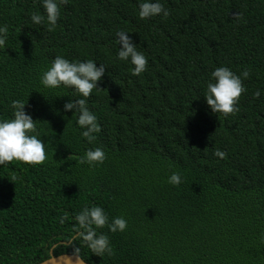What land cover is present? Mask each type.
I'll return each instance as SVG.
<instances>
[{"label": "trees", "instance_id": "trees-1", "mask_svg": "<svg viewBox=\"0 0 264 264\" xmlns=\"http://www.w3.org/2000/svg\"><path fill=\"white\" fill-rule=\"evenodd\" d=\"M139 2L68 0L48 31L30 20L44 14L40 0H0V120L12 118L13 100L26 103L46 156L0 166V264H38L54 245L55 256L79 248L90 264H264V0H160L169 15L143 20ZM120 31L147 59L139 75L117 59ZM56 56L105 66L86 100L95 140L63 111L78 94L40 83ZM220 66L249 71L228 116L204 99ZM96 147L103 164H80ZM92 205L127 221L123 232L98 230L111 255L92 254L74 231Z\"/></svg>", "mask_w": 264, "mask_h": 264}, {"label": "clouds", "instance_id": "clouds-1", "mask_svg": "<svg viewBox=\"0 0 264 264\" xmlns=\"http://www.w3.org/2000/svg\"><path fill=\"white\" fill-rule=\"evenodd\" d=\"M68 0H40L44 14L32 13L30 20L35 25L46 22L47 30L52 31L59 18V6L67 4ZM169 11L160 0H140L138 16L140 19H149L155 16L167 17ZM119 51L117 59L129 61L134 67L132 75H139L146 70L147 59L142 52L137 51L135 44L127 32L116 33ZM8 38L7 25H0V47L5 45ZM105 73V66L92 60L69 61L63 56H56L50 67L40 76V83L44 88L56 89L61 86L71 88L78 94L79 99H69L63 105V111L77 113L76 125L82 130L81 135L87 140H95V134L101 131L96 115L86 106V100ZM249 71L244 69L240 75L235 74L230 68L220 66L211 72V81L206 85L204 94L205 102L212 113H221L225 116L234 114L239 97L245 88L242 79H247ZM214 81V82H212ZM254 97L260 96V91L253 93ZM10 107L13 110L12 118L0 120V166H5L13 160L21 161L28 165L42 164L45 159V144L38 138L35 121L30 113L25 111L26 103L13 100ZM218 158H224L225 153L217 149L213 153ZM106 154L101 147L88 149L80 157V164L89 167L103 164ZM168 183L178 186L182 183L181 175L172 172L168 176ZM64 217H61L63 223ZM77 238L81 239L92 254L97 256L111 255L112 247L108 235L98 231L107 227L108 232H123L127 228V221L123 216L109 217L105 210L98 206L82 207L74 216ZM73 253L78 255L79 248H74Z\"/></svg>", "mask_w": 264, "mask_h": 264}, {"label": "water", "instance_id": "water-1", "mask_svg": "<svg viewBox=\"0 0 264 264\" xmlns=\"http://www.w3.org/2000/svg\"><path fill=\"white\" fill-rule=\"evenodd\" d=\"M56 245L50 249V257L38 264H90L80 255L76 254H60L55 256L53 251Z\"/></svg>", "mask_w": 264, "mask_h": 264}]
</instances>
